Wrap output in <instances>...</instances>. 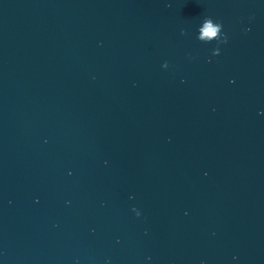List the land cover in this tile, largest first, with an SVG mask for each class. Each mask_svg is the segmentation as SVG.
<instances>
[{
	"label": "water",
	"instance_id": "water-1",
	"mask_svg": "<svg viewBox=\"0 0 264 264\" xmlns=\"http://www.w3.org/2000/svg\"><path fill=\"white\" fill-rule=\"evenodd\" d=\"M0 264H264V0H0Z\"/></svg>",
	"mask_w": 264,
	"mask_h": 264
},
{
	"label": "clouds",
	"instance_id": "clouds-1",
	"mask_svg": "<svg viewBox=\"0 0 264 264\" xmlns=\"http://www.w3.org/2000/svg\"><path fill=\"white\" fill-rule=\"evenodd\" d=\"M213 33H212V30L211 29H209V31L208 32H206V35H212Z\"/></svg>",
	"mask_w": 264,
	"mask_h": 264
}]
</instances>
